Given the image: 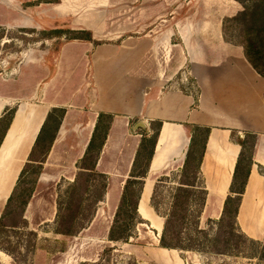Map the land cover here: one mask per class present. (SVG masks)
I'll return each instance as SVG.
<instances>
[{
	"label": "rangeland",
	"instance_id": "374dc122",
	"mask_svg": "<svg viewBox=\"0 0 264 264\" xmlns=\"http://www.w3.org/2000/svg\"><path fill=\"white\" fill-rule=\"evenodd\" d=\"M41 1L45 10L38 16L24 0H0V94L15 98L12 106L15 111L19 105L25 104L26 115H39L45 110L54 111L51 106L71 104L67 109L73 123L69 132L58 138L48 156L44 152L50 146L58 118L49 122L47 119V132L40 152L33 156L34 161L25 157L23 166H28L13 190L18 187L32 190L30 202L24 210L16 201L7 206L11 189L3 180V167L0 168V220L5 218L4 223L8 226L6 230L0 227V264H264V221H261L264 166L259 162L256 164L260 176L254 180L253 188L243 195L242 213L231 227L229 221L223 225L220 223L222 205L215 196L217 189L211 187L212 182L219 183V172L209 164L205 176L201 174L197 181L198 189L206 190V197L203 193L197 194L183 210L177 211L174 207L181 194L178 190L184 180L182 167L186 158L172 160L171 154L162 156L144 180L143 190L148 182L151 185L149 200L143 199L142 190L137 214L130 211V219L121 228L129 235L128 239H110L125 188L124 181L128 177L126 169L130 157L122 158V153H117L119 160L106 159L100 168L102 173L81 172L84 166L82 157L93 133H88V129L82 131V128V132H74V128L85 122L81 121L86 117L85 112L90 114V119L94 118L96 113L89 109L88 100L99 97L95 91L99 90L100 84L96 87L90 84L95 75L94 66L92 63L88 65L86 57L84 63L86 61L87 66L83 71L64 66L59 80L50 83L54 64L58 62V50L67 41L56 37L46 39L53 29L68 27L75 30L92 28L97 37L102 38L101 18L136 14V19L152 18L145 24L125 27L143 43L150 39L148 37H161L172 31L182 36L190 32L203 34L207 45L208 40L212 41L211 35L224 37V21L241 12L242 5L235 0H69L64 2L73 6L68 9L61 0ZM165 1L172 2V8L170 5L159 8ZM154 3L157 4L155 14L152 12ZM52 4L59 5L55 12ZM84 5L92 7L84 9ZM112 28L117 29L110 27V33ZM228 36L234 43L225 40L226 43L242 48V37L238 32L230 29ZM78 47H82V52L86 50L83 45ZM189 70L186 67L178 74H169L174 75L173 78L164 85L158 84L153 91L155 94L150 97L148 90L146 98H160L167 92L184 90L197 100L200 90L191 81ZM185 80L189 85L182 84ZM145 92L136 88V94L143 96ZM146 120L140 116L136 123ZM155 129L154 125L151 126L153 132ZM176 134L170 133L168 148L176 142ZM181 134L189 140L188 133ZM143 135L136 133V142ZM261 146L264 145H260L259 150ZM223 153H226L225 149L219 153L211 150L212 162L217 167L226 159ZM88 179L90 183L86 191ZM78 199L83 202L82 208L78 210L74 203L75 206L68 209L70 201ZM76 211L73 226L62 228L64 216ZM176 212L184 215L182 223L172 218ZM170 217L175 222L171 230L179 231L178 239L173 241L179 249L161 247V238ZM14 226L18 228L13 229ZM61 229L71 230L72 234H59Z\"/></svg>",
	"mask_w": 264,
	"mask_h": 264
},
{
	"label": "crops",
	"instance_id": "0c3cea01",
	"mask_svg": "<svg viewBox=\"0 0 264 264\" xmlns=\"http://www.w3.org/2000/svg\"><path fill=\"white\" fill-rule=\"evenodd\" d=\"M61 1L67 3L69 0ZM24 2L27 4L26 6L34 8L38 16L44 13L45 9L42 7L41 0H24ZM65 3L64 6L68 9L73 7L71 4ZM171 4L172 2L165 1L162 3L163 6L161 5L159 8H168L169 5L172 8ZM57 7L59 5L52 4V11L55 12ZM91 7L92 5L83 6L84 9ZM21 9L23 12L25 11L24 8L21 7ZM139 10L140 8H138ZM152 10L153 14L157 12L156 3L153 4ZM27 19L25 23H27ZM150 19L152 18L136 19V14L132 17L125 15L111 19L103 17L100 19L102 38L97 37L92 28L75 30L68 27L67 29L73 31L90 32L93 40L92 42L73 40L62 44L58 50V62L54 64L53 77L50 78V83L59 80L64 66L70 65V69L83 71V68L87 66L86 61L84 63V57H86L88 65L93 64L95 75L90 84L94 85L93 87L98 86V83L100 84L99 90L95 91L99 97H96L95 100L91 97L88 102L90 101L89 109L96 114L94 118L90 119V114L85 112L86 117L81 120L85 122L77 124L74 132H82L88 129V133H95L99 116L110 117L108 136L100 152L95 171L102 173L100 168L104 161L106 159L119 160L117 153H122V158L130 157L129 166L126 169L128 177L124 181V185L130 178L142 141L140 139L139 142H136V133H154L151 130L152 123H162L154 157L145 178L146 181L152 167L157 166L162 156L171 154L172 160L187 157L190 147L189 133H191L189 126L210 128L200 175L204 174L205 176L209 164L213 166L216 172H219V183L212 182L211 187L217 189L215 196L218 197V201L220 199L223 212L225 201L230 195L235 167L241 153L240 145L232 140V133H239L241 136L245 133H253L257 136L254 154L255 164L252 167L244 194L253 188L254 180L260 176L256 162L264 166V146H261V150H259L260 145H264V78L248 62L243 47L226 43L221 35H211L212 41L208 40L206 45V36L203 34L190 32L182 36L181 33L175 35L171 33L172 31H168L161 37H148L150 39L145 44L140 38L129 34L131 31L125 29L126 26L145 24ZM112 26L117 29L112 28L110 33L109 28ZM209 37L207 36V38ZM82 45L86 49L83 50L84 52H82V47H78ZM72 46L73 48L76 47V50ZM186 67L190 68L188 74L191 81L200 90L197 100L192 94L184 90L167 92L160 98L156 96H151V99L146 98L148 90L150 91L148 96L154 95L155 92L153 91H156L158 84L160 86L166 84L175 74L180 73ZM67 69L69 71V67ZM169 74L174 75L169 76ZM187 81H182V84L189 85ZM136 88L146 91L145 94L143 96L136 94ZM154 88L155 90H153ZM14 101H16L14 97L0 94V120L6 112L12 109L15 104ZM61 106L63 107L51 106L52 109L64 108L65 115L48 156L54 150L58 138L64 133H68V129L73 123V117L70 116V110L67 109L71 104ZM51 111L45 110L39 115H26V105L21 104L14 115L0 145V168L3 167L2 172H4L5 177L3 180L11 189L7 201L13 193L15 182L18 181L23 168L26 166H23L25 157L31 159L32 154L33 156L36 154V151L34 154L36 141ZM140 116H144L147 122L139 121L136 123V119ZM138 123H143L146 128L137 127ZM170 133H177L176 142L172 147L170 146L171 149L168 148ZM181 133H188L189 140H186ZM163 134H165L166 140L164 148L158 156L157 150ZM224 149L226 153L223 154L226 155V159L218 165L219 169L217 164L212 162L214 157L211 156V150L219 153ZM39 150L40 148L37 149V153L40 152ZM24 152L26 156L23 155ZM148 186V198L145 200H149L151 194V185L148 182L143 190V199ZM8 193L6 192V194ZM242 203L243 201H241L238 216L242 213ZM261 213V221L263 222L264 205Z\"/></svg>",
	"mask_w": 264,
	"mask_h": 264
},
{
	"label": "trees",
	"instance_id": "16d2710c",
	"mask_svg": "<svg viewBox=\"0 0 264 264\" xmlns=\"http://www.w3.org/2000/svg\"><path fill=\"white\" fill-rule=\"evenodd\" d=\"M239 4L242 5L243 10L239 12L236 16L227 18L224 21L223 25V35L225 40L234 43L231 39H229L228 32L230 29H234V32H238V34L242 37L241 46L244 50V55L254 70L264 78V0H235ZM53 37L59 39H65L68 41L73 40H84L88 42H92V34L88 31H73L69 29H57L52 30L49 33V36L46 39H52ZM16 111L14 109L9 110L0 120V145L2 144L4 137L12 123ZM65 115L64 109H55L51 111L48 116V122L53 120L54 118H58L57 126L55 133L50 137V146L45 151L44 155L48 153L50 150L58 132L61 121ZM47 123L41 129V132L36 141V146L34 149L37 153V149L40 148L44 143L45 132L47 128ZM110 125V117L100 115L99 120L96 126L95 133L90 140L87 151L82 158V171L83 173L93 174L95 172L96 164L100 156V152L105 144L108 133L107 130ZM156 128L154 133L148 134L144 133L142 137V141L139 147V150L136 155V160L134 162L133 170L130 174V178L126 181L124 192L120 201L119 211L117 214V219L114 227L110 231V239L112 241L118 240H127L129 235L126 234L121 228L130 219L128 213L131 211L132 213L137 214L138 209V201L141 197L142 190L144 187V180L147 177L148 170L150 164L153 160L155 148L157 145V141L160 135V129L162 127L161 122H153L152 126ZM191 129L190 134V147L187 153V157L185 163L182 168V174L184 176V180L181 183V187L178 191H180V195L177 196V202L174 207L177 211L179 209L183 210L185 204L189 200H193L197 194H204L206 197V190L203 188L202 190L198 189V182L200 180V167L204 156V151L206 148V143L208 137L210 135V128L200 127V126H189ZM102 133V134H101ZM232 140L236 142L241 147V153L238 158V162L235 167L233 182L231 184V195H229L225 201L224 210L221 216L220 223L223 225L226 221H229L230 226L232 227L233 223H236V219L239 213V208L242 201V196L244 195L246 186L248 184V180L250 177V173L252 167L254 165V154L257 142V136L253 133H245L241 136L239 133H232ZM39 150V151H40ZM94 155V158H93ZM31 161L33 160V154L31 156ZM90 162V165H89ZM27 164L21 172L19 177V181L22 179L24 175V171L27 168ZM87 189H89L90 179L86 182ZM134 188H137L136 191ZM20 190V191H19ZM32 190L28 191L26 188L18 189L12 193L11 197L8 200L11 205L14 201L18 202L19 207L24 210L31 199ZM134 198L132 201L131 198ZM80 210L83 206V202L78 199L76 202L70 201L68 204L69 208L72 209L75 205ZM77 210V211H78ZM128 210V211H126ZM76 212L68 213L62 219V228L66 225L73 226L74 219L76 220L75 214ZM6 212L4 214V217ZM176 217V218H175ZM174 221L181 222L184 220V215H178L174 213V217H172ZM170 217L167 221L166 229L161 238V247L165 249H179V245L173 243L174 240L178 239L179 231H172L171 227L173 222ZM5 219V218H4ZM4 219L0 220V227L3 230H6L8 226L4 223ZM25 222V221H24ZM120 226V227H119ZM18 228L16 226L13 227ZM59 234L62 235H71L72 231L68 229L58 230ZM176 233V234H175Z\"/></svg>",
	"mask_w": 264,
	"mask_h": 264
},
{
	"label": "bare ground",
	"instance_id": "6f19581e",
	"mask_svg": "<svg viewBox=\"0 0 264 264\" xmlns=\"http://www.w3.org/2000/svg\"><path fill=\"white\" fill-rule=\"evenodd\" d=\"M165 140H166V136H165V134H163L162 138L160 139L158 150H157L158 156H160V154H161V152H162V150L164 148ZM148 192H149V186H148V189H147V192L145 194V198L144 199L148 198L147 197Z\"/></svg>",
	"mask_w": 264,
	"mask_h": 264
},
{
	"label": "water",
	"instance_id": "95a60500",
	"mask_svg": "<svg viewBox=\"0 0 264 264\" xmlns=\"http://www.w3.org/2000/svg\"><path fill=\"white\" fill-rule=\"evenodd\" d=\"M137 127L146 128V126L143 123H138Z\"/></svg>",
	"mask_w": 264,
	"mask_h": 264
}]
</instances>
